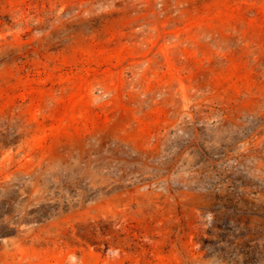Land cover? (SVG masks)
I'll return each instance as SVG.
<instances>
[{"label": "rangeland", "instance_id": "1", "mask_svg": "<svg viewBox=\"0 0 264 264\" xmlns=\"http://www.w3.org/2000/svg\"><path fill=\"white\" fill-rule=\"evenodd\" d=\"M0 264H264V0H0Z\"/></svg>", "mask_w": 264, "mask_h": 264}, {"label": "trees", "instance_id": "2", "mask_svg": "<svg viewBox=\"0 0 264 264\" xmlns=\"http://www.w3.org/2000/svg\"><path fill=\"white\" fill-rule=\"evenodd\" d=\"M5 236H7V235H5V234H0V237H5Z\"/></svg>", "mask_w": 264, "mask_h": 264}]
</instances>
